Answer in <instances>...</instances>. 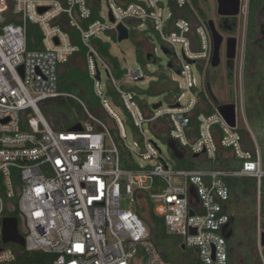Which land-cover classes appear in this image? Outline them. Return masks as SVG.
Instances as JSON below:
<instances>
[{
    "label": "built area",
    "instance_id": "2783aa9c",
    "mask_svg": "<svg viewBox=\"0 0 264 264\" xmlns=\"http://www.w3.org/2000/svg\"><path fill=\"white\" fill-rule=\"evenodd\" d=\"M247 1L241 9L244 17ZM168 2L166 6L164 0H108L114 20L108 26L97 19L91 22L97 0H0V264H13L17 259L16 245L3 243L6 217L19 219L25 238L22 249L56 255L53 264H166L150 239L147 222L138 215V206L144 202L153 205L168 233L181 236L182 248L193 250L199 264H231L227 239L233 218L231 178L255 182L257 243L264 264L261 150L256 144L254 148L245 144L242 103L235 104L236 127H231L217 110L219 105L197 87L195 65L199 62L204 69L212 56L206 21L182 17L171 21L172 2L178 12L193 6L190 0ZM41 9L46 11L40 13ZM28 23L41 30L40 50L29 49ZM120 25L129 31L135 25L138 32L153 29L162 47L171 51L189 100L182 102L185 94L181 93L171 106L162 103L151 113L143 111L139 93L127 86L145 80V71L122 66L123 76L117 78L92 43L108 32L116 36ZM81 46L87 50L93 92L115 122L126 157L109 125L82 100H78L85 119L78 124L81 131H55L42 112L43 101L63 95L61 66ZM102 69L110 78L108 88L119 95L139 131L133 146L127 145L124 121L108 102V88L101 84ZM172 81L182 90L181 84ZM145 126L174 141L187 157L200 154L214 161L224 148L241 166L237 170L177 168V161L164 158L147 137ZM175 177L183 178L185 184L174 186ZM128 196L134 204L131 211L121 208V200Z\"/></svg>",
    "mask_w": 264,
    "mask_h": 264
},
{
    "label": "rangeland",
    "instance_id": "374dc122",
    "mask_svg": "<svg viewBox=\"0 0 264 264\" xmlns=\"http://www.w3.org/2000/svg\"><path fill=\"white\" fill-rule=\"evenodd\" d=\"M190 2L192 6H196V7L198 6V8L202 9L205 12L207 20H213L215 23L218 22L219 16L217 13L216 0H190ZM164 4L168 6L169 5L168 0H164ZM98 10L99 11L97 15V20H100L103 23H106L108 26H110L111 19L109 15L108 0L99 1ZM169 12L170 10L167 11V14ZM179 15H182V13H179ZM137 36H139V34H138L137 25H135L132 27L130 31V38L122 42H119L117 40V37L112 32L103 34L100 37L102 38L103 41L109 44L111 54L119 59V61L122 63V66L124 68H128L130 70H134L136 68H142L147 74L145 80L139 81V82H131L129 83L130 85L127 86L129 89L135 90L139 93L140 95L139 102L141 104L143 111L147 114L151 113L153 111V105L159 102H162L164 107L171 106L174 103L175 101L174 96L170 95L169 94L170 92L167 90H164L163 92L158 91L153 95H149L145 93L146 89L152 83L158 82L161 77H163L164 79H168V80L169 78L171 79L173 78L177 83L181 84L182 90L178 91L179 92L178 95H180L181 93L185 94V97L182 99V102L189 100L190 94L184 87L183 78L177 75L175 73V70L168 68V64L171 61L172 56L165 55L163 53L161 40L157 36V34L154 33V35L149 38V43L151 47L156 48V51L154 53L153 59L148 61V64L137 62L136 44H135ZM200 64L201 63L198 62L195 65V69H194L195 77L197 79L198 89L205 90L204 86L209 81L211 85V90L218 98V101L220 103H223V102L231 103L232 102L231 90L227 84L224 85L225 81H222L220 79L221 74L220 72H218V69L213 68L212 66H210L208 69L207 65L203 69V67L200 68ZM101 84L104 86L106 90L110 84V78L104 69L101 70ZM169 85L170 84L168 83H162L163 87H169ZM107 98L113 110L123 120H127L129 115L127 111L125 110V108L121 105V103L117 100H114L109 95H107ZM81 100L86 104L87 108H89L93 114L103 115L104 111L101 109L100 110L98 109L97 106H100V104H99V100L95 96L91 98L92 101H87L84 99H81ZM105 115H106L107 121H109L110 124L116 127L113 119L110 116H108L106 113ZM82 121H85L84 117L82 118ZM240 124L242 128L245 129L243 131H246V128H247L246 122L243 119H241ZM126 129H127L126 132L128 135L126 143L129 146H133L135 139L132 135L130 128L127 126ZM158 129L162 130L163 125H161ZM145 131H146L147 137L150 140H152L154 143H156L158 147L162 150V155L164 158L169 159L172 162L177 161L174 158L169 148L168 141L166 140V136L158 135L157 133L153 132L150 126H145ZM245 140H246L245 144L249 146L250 148H254L255 144L260 148L261 153H262L263 166H264V135H261L260 137H256V138H245ZM226 156L228 160H231V162L234 163L236 168L241 166V164L237 160L234 161L230 153L229 155H226ZM136 161L138 163L142 162L140 159H137V158H136ZM195 165L198 169H204V170L212 169L215 165V162L210 159L205 160L202 157L200 158V161L197 162V164ZM173 184L174 186H183L185 184V181L183 178L175 177L173 180ZM1 189L2 188L0 186V190ZM251 190L253 194L251 193L248 196H241L237 192L234 193L232 196L231 210L233 213V217L236 218V220L239 222V228H240L238 238L233 246L242 247L241 250L238 251L235 262H238V260L241 258L246 259V262H248L249 259H248L247 254L248 252H250L251 255L253 256V264H261L260 250H259V246L257 243L258 214H259L258 198H257V194H256V190L254 186L251 188ZM121 208L124 210H129V211L134 209V204L131 202V196L125 197L124 199L121 200ZM145 216H146L147 221L149 222L150 214L146 213ZM148 227H149L150 235L152 233L155 236L156 241L158 242V244L161 246V248L166 252L167 256L169 257L168 264H199V262L196 259V254L194 253L193 250L188 249L187 251H184L180 247V243L182 239L181 236H178L176 234H167V231L165 233V231H163L160 226H158L157 231L154 234L153 228L151 227V225L148 224ZM150 239L155 242V239L153 237H151Z\"/></svg>",
    "mask_w": 264,
    "mask_h": 264
},
{
    "label": "trees",
    "instance_id": "16d2710c",
    "mask_svg": "<svg viewBox=\"0 0 264 264\" xmlns=\"http://www.w3.org/2000/svg\"><path fill=\"white\" fill-rule=\"evenodd\" d=\"M192 5V4H191ZM188 10L177 11L175 8L174 3L172 2V11L173 15L171 17V21L178 19L180 17L187 19V20H194L196 22H200L201 20H206L205 12L198 8V6H193V9L187 7ZM182 13V15H179ZM98 9L97 7L94 9V14L91 19L95 21L97 19ZM28 38H29V49L30 50H40L41 49V42H42V33L40 28L33 24L28 23ZM141 33V34H140ZM139 36L136 37V59L137 62L148 64V61L152 60L154 57V49L152 48L149 43V38L154 35V31L151 27L143 32H138ZM74 37L77 39V34L73 32ZM142 37V38H141ZM78 44L81 45L79 40H76ZM94 47L99 52V54L111 65L113 73L117 78H121L123 76L124 70L122 69V63L119 61L118 58L113 56L110 52V46L108 43L103 41L102 39L95 38L92 41ZM147 48V49H146ZM86 48L81 46V51L76 54L74 57L70 59V61L61 66L60 70V93L63 94L62 96L52 98L46 101H43L40 104L43 114L47 117L49 123L51 124L52 128L55 131L62 132V131H71L75 126H77L84 117V112L82 106L79 104L78 100L84 99L87 101H92L91 98L95 96L93 92V83L89 78L88 71H87V58H86ZM170 63L172 64V70L178 71L173 58L171 57ZM170 82V83H169ZM162 83L170 84L169 87H163ZM174 84V85H173ZM166 88V89H165ZM169 91L170 95L174 96V99L179 95V88L176 84L172 81L171 78L164 79L161 77L158 82L152 83L145 91L146 94L153 95L158 91ZM177 92V93H176ZM107 95L112 97L114 100L120 102L119 95L112 89L108 88ZM178 95V96H177ZM96 97V96H95ZM202 97L205 98V94H202ZM121 103V102H120ZM174 104V103H173ZM98 109L103 110L101 106H97ZM211 111H213L212 107ZM104 111V110H103ZM105 112V111H104ZM103 112V115L95 114L99 118H103L110 128L111 133L116 139L117 144L122 149V157H126V152L123 149L121 144V140L119 138V131L117 127H114L107 121L106 115ZM128 113V112H127ZM129 115V113H128ZM103 116V117H101ZM125 128L127 126L130 128L132 135L134 137V141L139 140V131L134 126L130 115L127 120H123ZM127 124V125H126ZM127 130V129H126ZM229 150L222 148L220 154L214 160L215 165L212 169H205V170H218V169H229L232 168L233 170H237L240 167L236 168L234 163L231 160H228L227 156L224 154ZM199 159H194L192 156L186 157L182 161L177 160L176 167L184 170H204L198 169L195 164L199 162ZM232 196L234 193H238L241 196H248L251 193L253 194L251 188L255 187V182L253 179L250 178H243V179H228ZM150 209L146 212L147 208ZM149 213L150 220L149 222L146 219L145 214ZM13 215L17 216V212ZM138 215L144 219L147 224L151 225L153 228V233L155 234L157 231L158 226L162 228L163 231H167L166 225L162 217L157 216L154 213L153 205L151 203L144 202L143 206H138ZM167 234L168 233L167 231ZM151 236L155 239V236L151 233ZM155 239V243H156ZM160 251L163 253L165 258V262L169 263V257L167 256L166 252L161 248V246L156 243ZM17 250V259L13 264H53L57 258L56 255L47 254L40 251H26L25 249L19 248L14 246ZM180 247L181 243H180ZM183 249V248H182ZM187 251L188 249H183Z\"/></svg>",
    "mask_w": 264,
    "mask_h": 264
},
{
    "label": "flooded vegetation",
    "instance_id": "af4514ba",
    "mask_svg": "<svg viewBox=\"0 0 264 264\" xmlns=\"http://www.w3.org/2000/svg\"><path fill=\"white\" fill-rule=\"evenodd\" d=\"M244 0H240V12L236 17L219 16L216 29L223 37L221 46V63L216 68L220 72V79L225 81L231 90L232 102L242 103L247 116L248 129L255 137L264 135V0H248L247 15H241ZM209 21V20H205ZM236 39L237 51L234 60L227 57L228 40ZM208 69L211 62L207 65ZM205 92L214 105L220 103L211 90L210 82L206 83ZM203 87V88H204ZM210 93V94H209ZM213 98V100H212ZM229 227L232 236L229 239L230 263L253 264V256L248 252L249 261L241 258L235 262L238 251L242 247H234L239 235V222L232 218ZM250 246V245H249Z\"/></svg>",
    "mask_w": 264,
    "mask_h": 264
},
{
    "label": "water",
    "instance_id": "95a60500",
    "mask_svg": "<svg viewBox=\"0 0 264 264\" xmlns=\"http://www.w3.org/2000/svg\"><path fill=\"white\" fill-rule=\"evenodd\" d=\"M100 1V0H97ZM217 2V13L223 17H236L240 12V0H216ZM46 9H41L40 13H44ZM111 20L113 18L111 17ZM206 26L210 32L211 40H212V56H211V66L213 68H217L221 63V46L223 43V37L216 29L213 20L206 21ZM117 40L122 42L130 38V31L124 25H120L118 27V34L116 35ZM236 39L230 38L228 40V49H227V57L229 60H234L236 57L237 44ZM162 51L165 55H172L171 51L165 47H162ZM190 63L195 64L194 61H190ZM168 68L172 69V64L169 62ZM177 75L180 76L181 72L175 71ZM162 106V102L155 104L154 109H159ZM217 110L225 119V121L231 126L236 127V105L234 103L222 104L219 105ZM153 128H157L154 126ZM82 127L80 125L75 126L71 131H81ZM169 148L174 156V158L178 161L184 160L187 155L184 152H181L174 141L167 140ZM194 159H199L200 154H194L192 156ZM191 215H194V212L191 211ZM19 219L17 217H6L3 222V243L4 244H13L20 248H25V238L21 234L19 229ZM232 236V233L229 232L227 234V239L229 240ZM262 242L264 244V234L262 235ZM183 249L185 247L183 246Z\"/></svg>",
    "mask_w": 264,
    "mask_h": 264
},
{
    "label": "crops",
    "instance_id": "0c3cea01",
    "mask_svg": "<svg viewBox=\"0 0 264 264\" xmlns=\"http://www.w3.org/2000/svg\"><path fill=\"white\" fill-rule=\"evenodd\" d=\"M245 122H246V126H247V128H246V131H247V129H248V122H247V116H246V114H245ZM241 128H242V126H241ZM243 130H245V129H243L242 128V134H243V136H244V138H256L253 134H252V132H250L249 131V133H246L245 131H243ZM225 155H229V152H226V153H224Z\"/></svg>",
    "mask_w": 264,
    "mask_h": 264
}]
</instances>
